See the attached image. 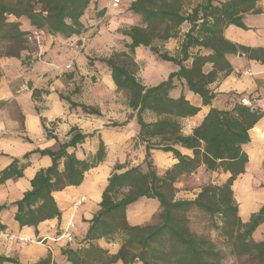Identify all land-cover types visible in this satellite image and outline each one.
Listing matches in <instances>:
<instances>
[{"label":"trees","instance_id":"1","mask_svg":"<svg viewBox=\"0 0 264 264\" xmlns=\"http://www.w3.org/2000/svg\"><path fill=\"white\" fill-rule=\"evenodd\" d=\"M258 2L203 0L188 13L183 12L182 0L132 2L129 10L141 18V23L123 32L131 39L127 45L131 52L143 46L158 54L153 47L156 40L177 38L179 28L185 23L190 29L181 44L180 57L160 55L163 61L179 69L157 85L145 86L113 58L103 59L111 69L118 91L125 94L133 112L125 121L111 126L124 127L136 119L139 133L134 146L140 142L143 151L138 165L115 166L103 192L100 210L90 221L83 247L76 245L63 250L70 264H115L119 261L123 264L137 261L142 264H264V241L253 239L254 232L264 223V206L244 223L233 191L234 181L245 172L248 163L243 147L250 142L249 132L264 117V111L242 102L230 110L212 108L191 134H184L182 120L196 116L200 108L192 105L183 91L177 98L172 95L179 87L178 81L199 95L205 106L211 104L215 94L208 86L215 80L218 70L231 69L226 54L237 52L235 45L224 38V30L231 25L246 29L243 16L260 13L256 8ZM92 3L94 0H0V58L19 59L28 49L27 32L21 29L19 21H10V16L26 17L35 29L70 39L83 32L82 18ZM195 48L211 50L213 54L193 55ZM191 60L190 66L186 65ZM208 62L213 63L214 70L205 74L203 67ZM69 103L71 109L102 116L96 107L70 100ZM146 112L154 113L158 119L146 122ZM69 136L57 151H40L52 158V165L36 174L32 189L17 202L15 219L21 227H38L47 220H60L62 213L53 193L81 185L87 172L105 162L108 152L101 137L94 154L84 159L76 154L79 147L98 137L97 132L84 134L73 128ZM179 147L190 150L192 156L183 154ZM155 150L171 153L177 160L164 174H160L155 165ZM201 166L211 172L230 173L231 177L223 184L204 185L194 200L176 199V183ZM142 198L159 202L160 223L132 225L129 222V207ZM194 207L220 219L221 235L229 245V263L225 262L222 250L214 241L190 228L188 213ZM61 235L59 229L57 236ZM116 236L122 243L115 254L94 243L102 239L112 241ZM5 263L20 264L14 258L0 255V264ZM35 264L56 263L48 256Z\"/></svg>","mask_w":264,"mask_h":264},{"label":"crops","instance_id":"2","mask_svg":"<svg viewBox=\"0 0 264 264\" xmlns=\"http://www.w3.org/2000/svg\"><path fill=\"white\" fill-rule=\"evenodd\" d=\"M256 8L261 12L247 13L243 16L242 22L246 29L231 25L224 30V38L235 45L237 52L226 54L231 69L218 70L215 80L209 84L208 88L215 94L210 105L205 106L202 98L189 91L184 83L176 82L179 87L172 95L177 98L183 91L186 99L200 108L196 116L186 118L182 122H195L197 126L212 108L230 110L242 100L249 102L254 100L256 102L254 107L264 111V0H259ZM115 11L107 0L95 1L82 18V23L84 27H88L98 19H102L100 22L110 21ZM99 13H102V16H99ZM111 22L114 24V20ZM183 25L188 27L186 34L190 25L188 23ZM22 30L30 33L37 31L30 23L24 25ZM40 32L42 35L28 42V49L23 52L21 58H10L1 65L0 255L14 258L20 264H35L48 256H51L56 264H70L63 255V250L76 245L83 247L90 221L100 210L108 178L115 171L116 165L127 163L134 150V140L139 133V126L136 119L124 127L110 126L119 117L121 121L118 123L125 121L132 110L124 106V113L122 115L119 113L121 93L113 82L111 69L108 66L87 67L88 53L78 54L74 47H71L74 41L81 38V34L63 39L50 35L46 30ZM127 38V43L130 44L131 39ZM193 51V55L213 54L207 49L195 48ZM27 58H31L30 66L24 64ZM191 62L192 60L190 64ZM68 63L73 65L74 73L66 70ZM173 65L170 72L161 75L159 82L152 84L149 81L143 84L154 86L167 80L170 73L179 69L177 65ZM213 70L214 65L211 62L203 67L205 74ZM94 76L97 77L98 83L88 89V78ZM69 100L97 107L102 113V116H96L100 119L99 125L90 129L83 127L79 122L81 114L71 109ZM108 109H111L110 114H107ZM73 128H78L84 134L97 132L98 135L97 138L79 147L76 151L77 156L84 159L87 155L94 154L101 137L108 152L105 162L87 172L81 185L68 186L53 193L62 213L60 220L57 218L47 220L38 227H21L15 219L18 211L17 202L32 189V181L36 174L52 165V158L40 151H57L61 143L69 140ZM131 129L133 132H130ZM191 133L192 131L187 134ZM249 134L251 140L243 147L248 163L245 172L238 176L233 184L239 215L244 223L249 222L251 216L264 206V117ZM179 149L183 154L192 156L190 150L181 147ZM142 151L140 149L139 154ZM153 157L156 165L160 164L165 170L177 163L171 153L155 150ZM204 172L209 173L208 181L203 180L201 183L223 184L231 177L230 173L208 171L205 166H201L192 175L199 179ZM186 181L185 176L177 183ZM82 198H85L84 202L79 203ZM143 199L147 198L141 200ZM151 201L159 205L157 200ZM71 222L76 226L74 241L69 243L65 239L59 240L60 237L57 236L59 229L63 231ZM253 239L256 242L264 241V223L254 232ZM103 240L94 243L106 249L101 243ZM115 264L123 263L119 261ZM134 264L142 263L137 261Z\"/></svg>","mask_w":264,"mask_h":264},{"label":"rangeland","instance_id":"3","mask_svg":"<svg viewBox=\"0 0 264 264\" xmlns=\"http://www.w3.org/2000/svg\"><path fill=\"white\" fill-rule=\"evenodd\" d=\"M7 2H12L13 0H6ZM98 1V0H94ZM103 1V0H100ZM109 6L115 9L114 17L110 21H102V19L96 20L94 24L84 27L83 32L81 33V38L77 39L73 43L77 46L76 51L78 54H86V63L87 67H106V63L103 62V59L113 58L118 64L125 66L131 73H133L139 81L142 83L151 81L152 84L159 82L161 80V75H164L166 72H170L171 68L174 67L173 63L163 61L160 58V55L167 54L171 57H180V50L182 44V38L187 31L188 27L183 25L179 28V35L177 38H172L168 41H159L156 40L153 43V47L157 48L158 54L154 53L150 48L140 47L135 52H131L128 48L127 36L123 32L129 29L132 25H138L141 23V18L133 14L129 9L131 7V0H122V3L119 7H113L112 1L107 0ZM218 2L226 0H217ZM203 0H182L183 12H191L192 9L198 4L202 3ZM97 3V2H96ZM93 4V3H92ZM97 15V13H93ZM10 21H19L21 24V29L27 23H30L26 17L17 19L13 16L9 17ZM105 20V19H104ZM114 20V24H112ZM38 30V29H37ZM40 31V30H38ZM33 33V32H32ZM31 34L27 32V35ZM42 35V34H40ZM28 44V41H27ZM88 46H90L88 48ZM194 53V51H192ZM1 53V48H0ZM8 57L0 58V77L2 75L1 65L3 62H6ZM24 64L30 66L32 64L31 58H27L24 61ZM186 65H190V61L186 62ZM67 70V69H66ZM69 73H74L73 67L70 70H67ZM72 71V72H71ZM87 86L94 87L98 83L97 77H89ZM154 82V83H153ZM120 94V106L119 113L121 115L124 113V106L128 107V100L122 92ZM247 102V104H246ZM242 100V103L245 105H255L256 102L252 100L251 104H248V101ZM97 108V107H96ZM81 116L79 117L80 123L86 129L95 127L98 124L99 117L96 115H87L82 112L80 109H76ZM111 113V109L107 110V114ZM133 113V112H131ZM130 113V114H131ZM129 114V115H130ZM146 122H155L158 118L154 113L146 112L144 114ZM117 119V118H116ZM120 117L115 120L118 123ZM112 120V118L110 119ZM114 122V121H113ZM194 123V122H190ZM189 122H182V131L184 134L192 131L188 125ZM112 125V124H111ZM110 125V126H111ZM133 132V129L130 130ZM152 143H155L152 142ZM143 148V145L138 142L134 146L133 152L128 157L127 164L128 166H136L140 163L141 157L139 150ZM156 165V163H155ZM160 165V164H159ZM157 163L158 171L160 174H164L167 170L159 166ZM208 172L201 174L199 179L195 178L192 174L186 176V183H176V199L179 200H194L196 199L201 188L206 184L211 183H201V181H208ZM217 184V183H214ZM156 202V201H155ZM161 208L157 203L152 202L151 200L143 199L139 203L129 207L127 216L132 224L141 223V225H153L158 224L161 221ZM188 219L190 223V228L192 231L198 235L207 237L214 241L216 245L222 250L223 255L225 256V262L229 263L231 261V256L229 253V245L225 238L221 235L220 232V219L218 217H213L209 212L194 207L188 213ZM104 247L110 253H116L121 246V239L119 236L112 238V241L103 240L101 241ZM99 245V244H97Z\"/></svg>","mask_w":264,"mask_h":264},{"label":"built area","instance_id":"4","mask_svg":"<svg viewBox=\"0 0 264 264\" xmlns=\"http://www.w3.org/2000/svg\"><path fill=\"white\" fill-rule=\"evenodd\" d=\"M134 1V0H133ZM122 3V0H113L112 1V6L113 7H119V5ZM41 34V32L40 31H35V32H33V33H31V34H29V35H27L26 36V39H27V41L28 42H32L34 39H36L39 35ZM71 47L73 48L74 47V49L76 50L77 49V46L73 43L72 45H71ZM72 67H73V65L71 64V63H68L67 65H66V69L67 70H70V69H72ZM246 102V101H245ZM246 104H247V102H246ZM248 104H250V102L248 101ZM188 127L192 130L193 128H195L196 127V123L194 122V123H190L189 125H188ZM84 200H85V198H82L81 199V201L79 202V203H82V202H84ZM75 231H76V226H75V224L74 223H68V225L63 229V231H62V235H61V237L59 238V240H61V239H65L67 242H73L74 241V239H75V235H74V233H75Z\"/></svg>","mask_w":264,"mask_h":264}]
</instances>
